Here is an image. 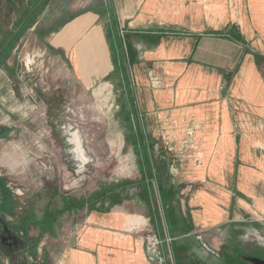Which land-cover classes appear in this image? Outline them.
<instances>
[{
  "label": "crops",
  "instance_id": "1",
  "mask_svg": "<svg viewBox=\"0 0 264 264\" xmlns=\"http://www.w3.org/2000/svg\"><path fill=\"white\" fill-rule=\"evenodd\" d=\"M105 1L106 11L79 15L48 44L61 51L83 86L115 76L122 119L139 160L137 124L149 144L169 134L180 145L181 208H171L177 195L166 194L173 224L156 226L165 249L158 252L160 262L141 236L146 219L96 211L81 238L58 253L56 264L264 260V246L246 248L243 236L256 230L247 222H264V0H237L235 9L228 0ZM155 65L166 72L161 88L149 76ZM211 230L224 241H204L200 233ZM259 232L264 238V228ZM227 245L229 257L220 252ZM31 259L41 264L39 253Z\"/></svg>",
  "mask_w": 264,
  "mask_h": 264
},
{
  "label": "rangeland",
  "instance_id": "2",
  "mask_svg": "<svg viewBox=\"0 0 264 264\" xmlns=\"http://www.w3.org/2000/svg\"><path fill=\"white\" fill-rule=\"evenodd\" d=\"M104 1L48 0L0 68V177L14 197L8 216L48 264L58 263V253L81 238L96 211L125 213L133 221L146 219L141 236L155 250L151 255L150 248L155 262H160L158 252L165 249L157 230L169 219L165 220L157 181L167 194L177 195L170 207L181 208L178 171L185 152L180 145L169 134L153 144L145 137L142 143L145 132L137 124L135 138L143 150L139 160L130 126L122 119L115 76L83 86L61 51L48 47L49 38L73 17L108 8ZM228 1L235 9L237 0ZM0 6L7 9L2 10L4 18L16 20L4 0ZM150 73L157 74L163 85L166 72L161 66L155 65ZM151 185L155 195L145 191ZM247 223L256 230L243 234L245 247H263L259 230L264 222ZM221 234L211 230L200 236L220 243ZM229 247H222L221 255L229 257L224 251Z\"/></svg>",
  "mask_w": 264,
  "mask_h": 264
},
{
  "label": "trees",
  "instance_id": "3",
  "mask_svg": "<svg viewBox=\"0 0 264 264\" xmlns=\"http://www.w3.org/2000/svg\"><path fill=\"white\" fill-rule=\"evenodd\" d=\"M4 1L6 5L9 8H11V10L16 15V20L13 21L12 18H4V12H2V10L4 9L7 10V9L0 6V68L6 65L8 58L14 52L13 49L15 48L17 43L22 39V37L25 35V32L35 25L37 19L42 13V10H44L48 0H4ZM19 2H20V7L18 6ZM76 17H73L71 20H73ZM110 23L112 24V27L117 31V27H118L117 20L113 15L112 16L110 15ZM118 33L119 32H117L116 35V42L120 43ZM48 47L53 49L50 45H48ZM141 141L142 143H145L146 138L142 137ZM157 183H158V190L162 195V206L165 208L164 216L166 218V221L169 219L167 225L168 228L170 229V225L173 224V216L170 215V211L166 209V206L169 203L168 199L166 198L167 192L165 191L161 183H159L158 181ZM149 187H151L152 190ZM149 187H147L148 190L145 189L146 193L148 195L150 193L151 195L152 194L155 195V190H154L155 188L152 185ZM158 225L161 226V224Z\"/></svg>",
  "mask_w": 264,
  "mask_h": 264
},
{
  "label": "flooded vegetation",
  "instance_id": "4",
  "mask_svg": "<svg viewBox=\"0 0 264 264\" xmlns=\"http://www.w3.org/2000/svg\"><path fill=\"white\" fill-rule=\"evenodd\" d=\"M13 199L12 189L7 186L6 180L0 177V217L5 221L0 219V264H36L31 258L38 254L40 249L9 219ZM39 260L41 264H48L42 257Z\"/></svg>",
  "mask_w": 264,
  "mask_h": 264
},
{
  "label": "built area",
  "instance_id": "5",
  "mask_svg": "<svg viewBox=\"0 0 264 264\" xmlns=\"http://www.w3.org/2000/svg\"><path fill=\"white\" fill-rule=\"evenodd\" d=\"M120 35L121 36L125 35V33L123 31H121ZM150 79H151V82H152V86L154 88H161L162 87L160 77L157 74L150 73ZM185 146H187V145L185 144Z\"/></svg>",
  "mask_w": 264,
  "mask_h": 264
},
{
  "label": "water",
  "instance_id": "6",
  "mask_svg": "<svg viewBox=\"0 0 264 264\" xmlns=\"http://www.w3.org/2000/svg\"><path fill=\"white\" fill-rule=\"evenodd\" d=\"M0 219L5 222L3 217H0ZM246 260L250 261L253 264H264V260L259 258L248 257L246 258Z\"/></svg>",
  "mask_w": 264,
  "mask_h": 264
}]
</instances>
